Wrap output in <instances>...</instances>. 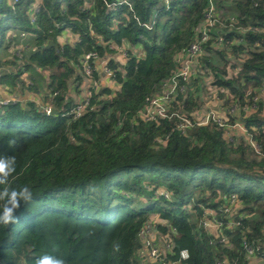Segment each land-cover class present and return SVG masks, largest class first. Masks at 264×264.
<instances>
[{
  "label": "trees",
  "instance_id": "trees-1",
  "mask_svg": "<svg viewBox=\"0 0 264 264\" xmlns=\"http://www.w3.org/2000/svg\"><path fill=\"white\" fill-rule=\"evenodd\" d=\"M200 25L209 37L168 103L173 114L146 119V98L172 76ZM88 51L116 86L94 91L79 117L62 114L91 79ZM208 81L222 124L197 120ZM0 87L26 96L0 104V156L16 160L0 188L33 194L15 223L0 224V264H35L44 254L142 264L137 234L150 219L170 238L172 264H264V0H0ZM36 96L54 111H40ZM235 123L246 138L229 128ZM204 209L223 220L220 230L202 226Z\"/></svg>",
  "mask_w": 264,
  "mask_h": 264
},
{
  "label": "built area",
  "instance_id": "built-area-1",
  "mask_svg": "<svg viewBox=\"0 0 264 264\" xmlns=\"http://www.w3.org/2000/svg\"><path fill=\"white\" fill-rule=\"evenodd\" d=\"M17 0H12L14 4ZM40 3L36 2L32 9V20H35V13L39 10ZM206 19L209 20V14H207ZM149 27V24H145ZM197 33L199 38L193 41L187 49L176 57V67L172 76L167 78L162 82L160 89L157 93L150 95L146 98V105L144 107V116L146 119L154 118L156 115H162L170 117L173 112H168V103L174 93L177 90H182L184 88V84L182 81L186 80L192 73L193 69L196 65L197 57L202 53L203 46L202 43L205 42L209 35L205 26H199L197 29ZM27 33L22 32V37H25ZM220 39V38H219ZM22 48V43L20 42L18 45L13 47V51L20 56ZM125 54L124 51H122ZM98 54L96 51H88L84 54L82 62H83V70L86 75L89 76V80L85 81L82 84V92L80 93L79 98L76 100L74 106H72L69 110L62 112V114L70 115L72 114L74 117H79L84 113V111L88 108L90 98L94 91L101 90L104 87H107L109 82H114L111 78V71L107 65L102 63H98L97 67L100 71L102 78H94L92 76L94 70V62H97ZM116 84V83H115ZM111 88V87H109ZM56 93V92H54ZM26 98V96H21L18 93H11L7 96L0 97V104H8L20 101ZM36 106L40 111L45 114H51L54 111V106L51 100H42L39 97L33 98ZM232 110V109H231ZM206 112V114H205ZM202 118H197L198 123H206L209 119H215L218 123L222 124L227 119L225 115H221L215 117L213 111L211 109L201 113ZM243 128L244 127L235 123L233 125H229L230 129L233 128ZM245 130V129H244ZM233 131H231L232 133ZM234 133V132H233ZM165 196L168 194L164 193ZM230 204L225 206V210L231 215L236 211L234 203H236L235 194H231ZM156 219H150L140 227L138 231V239L141 242V251L140 254H143L144 257L151 258L157 262V264H172L168 258H166V249L171 248L170 238L166 235H157L156 227L154 226ZM233 223V222H231ZM201 224L204 228L208 230H220L223 225V220L217 217L216 213L212 209H204V216L201 220ZM220 241H223L224 238L220 237ZM186 252V256H182L181 253ZM246 254L248 256H252L255 254V248L252 246H246ZM179 256L181 258L188 257V251L185 248L179 250ZM215 264H236L235 262H229L228 260L218 259L215 261Z\"/></svg>",
  "mask_w": 264,
  "mask_h": 264
},
{
  "label": "clouds",
  "instance_id": "clouds-1",
  "mask_svg": "<svg viewBox=\"0 0 264 264\" xmlns=\"http://www.w3.org/2000/svg\"><path fill=\"white\" fill-rule=\"evenodd\" d=\"M15 165V157L0 156V186L8 184L9 177L16 172ZM32 195L28 186H23L19 190L8 187L0 188V201H3V207L0 210V224L7 226L15 223L18 219L16 212L20 208L21 202L29 203L32 200ZM181 255L186 256V252H182ZM35 264H66V262L62 258L44 254L36 259Z\"/></svg>",
  "mask_w": 264,
  "mask_h": 264
},
{
  "label": "rangeland",
  "instance_id": "rangeland-1",
  "mask_svg": "<svg viewBox=\"0 0 264 264\" xmlns=\"http://www.w3.org/2000/svg\"><path fill=\"white\" fill-rule=\"evenodd\" d=\"M115 86L116 85L113 82H109L108 85H107V87H111V88H114ZM207 91L208 92L206 94L207 98H206V104H205L207 110L211 109L213 111L215 117H218V116H221V115L223 116L224 114H223V112L221 111V109L219 107L220 101H218V100L213 98V94H215V88L209 85V81L207 83ZM0 97H2V96H0ZM46 100H48V99H46ZM204 111L205 110H203L202 112H204ZM205 114H206V112H205ZM198 118H202V115L201 114L198 115ZM234 133L236 135L245 136V138L247 136L246 132H245V130L243 128L239 129V128L236 127Z\"/></svg>",
  "mask_w": 264,
  "mask_h": 264
},
{
  "label": "crops",
  "instance_id": "crops-1",
  "mask_svg": "<svg viewBox=\"0 0 264 264\" xmlns=\"http://www.w3.org/2000/svg\"><path fill=\"white\" fill-rule=\"evenodd\" d=\"M97 63H99L97 61ZM10 90L6 87H0V96H7ZM140 257L142 259V264H157V262L151 258L144 257L143 254H140Z\"/></svg>",
  "mask_w": 264,
  "mask_h": 264
},
{
  "label": "water",
  "instance_id": "water-1",
  "mask_svg": "<svg viewBox=\"0 0 264 264\" xmlns=\"http://www.w3.org/2000/svg\"><path fill=\"white\" fill-rule=\"evenodd\" d=\"M109 99H110V98L105 99L104 102L109 101Z\"/></svg>",
  "mask_w": 264,
  "mask_h": 264
}]
</instances>
